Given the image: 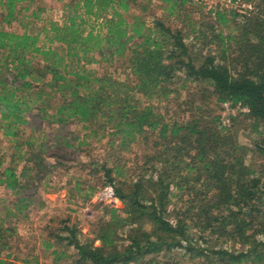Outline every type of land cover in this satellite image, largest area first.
Masks as SVG:
<instances>
[{
  "label": "trees",
  "instance_id": "1",
  "mask_svg": "<svg viewBox=\"0 0 264 264\" xmlns=\"http://www.w3.org/2000/svg\"><path fill=\"white\" fill-rule=\"evenodd\" d=\"M158 1L166 17L187 22L188 32L161 17L147 23V0H65L61 21L47 20L41 28L45 45L40 31L9 28L33 0H0V145L3 138L9 142L7 164L0 155V184L11 195L0 197L7 210L0 215V264H39L11 253L17 232L8 217L33 205L36 184L52 169L73 166L66 135L47 138L42 121L60 129L78 122L93 139L110 134V145L116 140L127 148L140 141L148 151L147 173L133 179L121 163H80L89 174L102 171L113 193L107 204L101 202L108 220L93 240L100 245L78 240L75 227L57 235L75 248L74 264H155L158 255L176 249L206 264H264V0H243L253 3L248 14L216 9L199 21L190 18L192 0ZM134 6L137 12H131ZM29 16L37 19L38 10ZM187 38L210 47L198 63ZM93 63L124 67L127 74H97L85 67ZM180 74L181 88L205 84L216 102L246 107L261 136L254 147L241 144L219 115L206 120L199 105L196 116L167 120L148 100L166 98ZM55 94L60 99L50 102ZM249 152L260 162L247 160ZM68 183V197L89 199L93 193L87 186L82 194L80 176ZM185 194L186 204L169 215L171 199ZM124 229L126 243L118 245ZM196 232L232 246H199ZM61 253L52 251L54 264Z\"/></svg>",
  "mask_w": 264,
  "mask_h": 264
},
{
  "label": "rangeland",
  "instance_id": "2",
  "mask_svg": "<svg viewBox=\"0 0 264 264\" xmlns=\"http://www.w3.org/2000/svg\"><path fill=\"white\" fill-rule=\"evenodd\" d=\"M65 0H33L29 3L28 10L23 12L20 20L13 21L9 27L17 32H22L26 28L28 32L40 31V41L45 45H49L41 32V28L47 20L61 21L62 19V4ZM193 10L191 11L190 18L192 20H203L204 15L207 16V12H210L213 17L216 9L215 5L210 3L211 7L208 8V3L205 4L204 0H192ZM215 1V0H214ZM147 10L145 12L146 21L150 23L154 17H161L171 27H178L183 30L184 33L188 32L187 22H179L175 18H168L165 16L164 10L161 8L158 0H147ZM195 5V6H194ZM200 5L199 8L196 6ZM253 6V3H251ZM224 7V5H222ZM37 9L39 17L37 19L29 16L31 10ZM211 9V10H209ZM215 9V10H214ZM226 9L227 8H222ZM237 13L238 12L236 9ZM138 9L134 6L131 12H137ZM243 14V13H240ZM25 25V26H24ZM189 43L190 52L192 57L196 58V63L202 58V56L209 50L210 47L204 46L200 40H185ZM212 45V44H211ZM53 47H60L58 43H52ZM58 47V48H59ZM59 51H62L59 48ZM90 71L97 74L111 72L114 76L124 78L127 74V70L117 65H107L104 63H93L85 66ZM180 77V78H179ZM175 78L173 84H169V89L172 92L166 98L157 100L156 98L149 99L156 107H159L162 113H164L167 120H182L189 119L193 115L198 113H204L205 119L215 115L220 116V123L224 126H229L230 131L235 138L243 145L253 148L255 142L261 139L255 131L252 129V120L245 115L247 110H243L241 107H233L231 111L229 107H226L223 103L215 101L214 95L211 93L209 86L205 84H198L197 82L187 83L185 88H181L183 74ZM59 95L55 94L50 96V102H57ZM228 102V101H227ZM195 105L201 106V110L196 113L194 111ZM52 112L53 109H49ZM37 113V112H36ZM39 113V112H38ZM231 116L235 117L231 120ZM37 120V119H36ZM48 135L47 138L55 139L57 134L66 135L67 138L64 141H68L72 146L68 148L74 155L72 167L69 171L63 169V167H56L47 173L43 179L36 185L35 195L33 197L34 202L31 208L24 210L22 213L15 216H9L8 220L16 228L17 237L12 242L11 253L18 257L19 260L27 259L35 261L37 259L39 264H54L52 262V251L64 253V257L55 264H74L76 258V250L74 247L65 244V240L58 239L67 234V227H75L77 239L80 241L94 240V237L98 231L100 225L108 220V215L103 208V203L107 204L109 198L107 196V189L109 185L104 184L106 179L102 176V171L98 174H89V167L80 165V163L97 162L98 165L107 162L110 166L113 163H121L125 165L127 175L135 178L136 175L147 173V165L143 164L144 157L147 154L146 146L138 141L131 143L127 148L117 147V141L110 145L108 139L112 136L107 134V137L101 139H93L90 136H86L87 130H85L81 123L70 122L67 123L63 129L58 128L57 125H48L45 121H42V129ZM41 130L34 131L35 134L42 135ZM29 133V129H25V135ZM9 142L6 139H2L0 145V155L4 157L3 165L7 164L8 158V146ZM259 161L260 157L255 152H249L247 160ZM49 161H54L49 159ZM89 174V175H88ZM80 176L83 181L82 187L84 192L87 193V186L93 187V193L89 199H84L80 193H75L73 197H68L67 187H69V180L75 179ZM262 184L264 186V174L261 175ZM0 197L11 198L10 192L3 185L0 184ZM178 198L173 197L169 205V215L178 211V207L184 206L187 202V194ZM6 200L0 207V215L6 213V209L3 207ZM176 205V209L173 208ZM148 229L147 226L145 228ZM126 229L118 231V245L126 243L125 237ZM123 234V235H122ZM199 235L202 237L199 238ZM202 233H194L196 242L199 246L206 247L207 245H223L224 247L231 248L232 243H221L215 238H211L209 235H203ZM256 239H262L260 235L256 236ZM43 240H48L51 243L49 248H45ZM94 245H100V242L93 241ZM235 248H241V245H236ZM61 253V254H62ZM174 264H206L202 260L194 258L191 259L188 253L183 250H172L169 252H163L156 258L155 264H168L169 262ZM207 260H204L206 262ZM209 264H216L215 262L208 261Z\"/></svg>",
  "mask_w": 264,
  "mask_h": 264
},
{
  "label": "built area",
  "instance_id": "3",
  "mask_svg": "<svg viewBox=\"0 0 264 264\" xmlns=\"http://www.w3.org/2000/svg\"><path fill=\"white\" fill-rule=\"evenodd\" d=\"M204 3L207 4L208 3V8L211 7L210 3L215 5V8H217L219 6V9L222 8H227L228 10H232V9H236L238 12L243 13V14H248L252 9L253 6L251 5V3L249 2H245L243 0H204ZM222 5H224V7H222ZM211 10V9H209ZM215 10V9H214ZM224 105L226 107H229L230 110H233V107H241V105L239 103L232 105L230 102H224ZM243 110H248L246 107H242ZM107 189V196L108 198L111 197L113 191H112V187H106Z\"/></svg>",
  "mask_w": 264,
  "mask_h": 264
},
{
  "label": "crops",
  "instance_id": "4",
  "mask_svg": "<svg viewBox=\"0 0 264 264\" xmlns=\"http://www.w3.org/2000/svg\"><path fill=\"white\" fill-rule=\"evenodd\" d=\"M29 208H31V207H29ZM29 208H28V209H29Z\"/></svg>",
  "mask_w": 264,
  "mask_h": 264
}]
</instances>
